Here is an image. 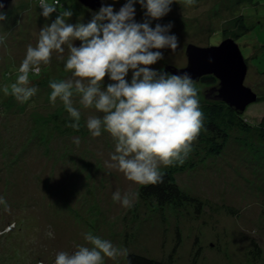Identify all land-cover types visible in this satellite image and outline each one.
<instances>
[{"label": "rangeland", "instance_id": "374dc122", "mask_svg": "<svg viewBox=\"0 0 264 264\" xmlns=\"http://www.w3.org/2000/svg\"><path fill=\"white\" fill-rule=\"evenodd\" d=\"M60 2L74 10L72 22L86 21L93 11L76 0ZM136 7L140 20L143 13ZM4 11L8 19L0 33H6L8 47L0 48V85H10L27 46H35L49 21L35 0H11ZM239 15L249 28L242 34L234 23ZM170 20L180 45L165 50V59L155 66L160 70L185 68L188 45L236 42L247 64L244 85L259 97L241 114L248 131L229 130L216 156L192 151L186 161L194 166L186 163L174 174L186 200L159 207L141 198L145 185L109 167L116 142L107 132L90 135L85 122L94 109L82 110L74 130L66 126L70 119L62 103H49V80L71 74L54 53L50 67L30 74L39 91L29 102L0 92V196L5 200L0 204V264H54L57 252L87 243L84 233L125 249L104 264H125L129 253L168 264H264V136L259 125L264 116V0H195L192 5L176 0L160 22ZM217 86L218 80L202 87L201 98ZM117 190L134 194L132 207L113 200Z\"/></svg>", "mask_w": 264, "mask_h": 264}, {"label": "clouds", "instance_id": "9594fccd", "mask_svg": "<svg viewBox=\"0 0 264 264\" xmlns=\"http://www.w3.org/2000/svg\"><path fill=\"white\" fill-rule=\"evenodd\" d=\"M185 2L192 5L195 0ZM117 3L101 0L90 18L72 22L74 10L60 0H38L40 15L49 23L40 29L35 46H27L15 80L0 85V92L19 103L29 102L39 91L30 74L40 75L50 67L55 53L71 74L49 80V103H62L70 119L66 126L78 130L82 110L94 109L85 122L90 135L107 132L116 142L109 167L138 185H156L163 182L161 166L183 165L204 129L200 89L187 73L155 67L165 59V50L175 51L180 45L174 22H160L176 0H124L118 9ZM137 5L143 13L140 20ZM3 9L0 4V27L8 19ZM7 47L6 33H0V48ZM112 198L123 207L133 206V193L117 190ZM83 239L87 243L74 251L57 252L54 264H104L105 258L125 254V249L99 235L84 233Z\"/></svg>", "mask_w": 264, "mask_h": 264}, {"label": "trees", "instance_id": "16d2710c", "mask_svg": "<svg viewBox=\"0 0 264 264\" xmlns=\"http://www.w3.org/2000/svg\"><path fill=\"white\" fill-rule=\"evenodd\" d=\"M50 2V0H49ZM52 2V0H51ZM234 23L237 26L240 34L247 32L249 28L244 23V18L239 15L234 18ZM234 38L239 35L233 34ZM171 73L168 70H162ZM264 75V71L261 72ZM195 82V81H194ZM200 89L199 99L202 109L205 114V126L201 131L199 138L195 141L199 145L193 148L196 152L200 150L205 151L206 156H216L220 153L222 147L227 141L228 131L233 128H239L243 131H248V127L243 122V116L223 102L211 99L214 93L211 90L203 92L204 98H201V88L210 86L212 87L217 83V80L212 75L203 76L199 81L195 82ZM208 92V93H207ZM259 97L257 96V101ZM261 136H264V116L260 120ZM202 146V147H201ZM199 156V155H198ZM190 168L194 166L193 163L185 161ZM183 164V165H184ZM183 165L170 166L164 173L163 182L156 185H145L140 190L141 198L153 199L159 207L167 204H181L186 200L185 195L177 187L174 174L182 168ZM125 264H168L167 262L156 261L145 256L129 253L126 256Z\"/></svg>", "mask_w": 264, "mask_h": 264}, {"label": "water", "instance_id": "95a60500", "mask_svg": "<svg viewBox=\"0 0 264 264\" xmlns=\"http://www.w3.org/2000/svg\"><path fill=\"white\" fill-rule=\"evenodd\" d=\"M11 0H0L7 9ZM85 8L95 10L100 7L101 0H76ZM187 65L181 69H167L174 74L187 73L193 81L212 75L218 80L217 88L212 89L211 99L223 102L235 112L241 114L245 108L257 101V94L244 85L247 64L236 42L227 38L218 45L197 47L188 45L185 50Z\"/></svg>", "mask_w": 264, "mask_h": 264}, {"label": "built area", "instance_id": "2783aa9c", "mask_svg": "<svg viewBox=\"0 0 264 264\" xmlns=\"http://www.w3.org/2000/svg\"><path fill=\"white\" fill-rule=\"evenodd\" d=\"M37 3H38V0H35ZM38 6H39V4H38Z\"/></svg>", "mask_w": 264, "mask_h": 264}]
</instances>
